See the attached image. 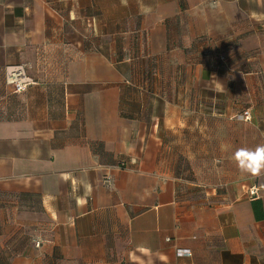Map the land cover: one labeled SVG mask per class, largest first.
Listing matches in <instances>:
<instances>
[{
    "label": "crops",
    "instance_id": "obj_1",
    "mask_svg": "<svg viewBox=\"0 0 264 264\" xmlns=\"http://www.w3.org/2000/svg\"><path fill=\"white\" fill-rule=\"evenodd\" d=\"M260 144L264 0H0V264H264Z\"/></svg>",
    "mask_w": 264,
    "mask_h": 264
},
{
    "label": "built area",
    "instance_id": "obj_2",
    "mask_svg": "<svg viewBox=\"0 0 264 264\" xmlns=\"http://www.w3.org/2000/svg\"><path fill=\"white\" fill-rule=\"evenodd\" d=\"M225 61V60H224ZM5 79L8 86H10L15 93L21 94L26 92L30 87L36 83L33 78L27 75L26 68L23 64L20 65H9L5 69ZM239 121L251 122L253 117L250 111H243L242 114L236 117ZM264 190V186H253L249 190V195L252 199H258L261 197V192ZM180 257L191 256L192 253L189 250H180L178 252Z\"/></svg>",
    "mask_w": 264,
    "mask_h": 264
},
{
    "label": "clouds",
    "instance_id": "obj_3",
    "mask_svg": "<svg viewBox=\"0 0 264 264\" xmlns=\"http://www.w3.org/2000/svg\"><path fill=\"white\" fill-rule=\"evenodd\" d=\"M241 171L249 175L264 173V144L258 145L254 150L241 149L235 154Z\"/></svg>",
    "mask_w": 264,
    "mask_h": 264
},
{
    "label": "rangeland",
    "instance_id": "obj_4",
    "mask_svg": "<svg viewBox=\"0 0 264 264\" xmlns=\"http://www.w3.org/2000/svg\"><path fill=\"white\" fill-rule=\"evenodd\" d=\"M162 72H163V69H161V73H162ZM149 93H151V91H150ZM184 168H187V164L184 165Z\"/></svg>",
    "mask_w": 264,
    "mask_h": 264
}]
</instances>
